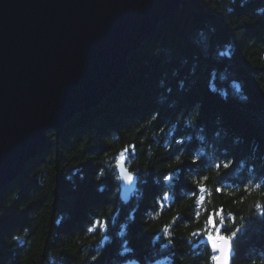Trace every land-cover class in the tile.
<instances>
[{
	"label": "trees",
	"instance_id": "trees-1",
	"mask_svg": "<svg viewBox=\"0 0 264 264\" xmlns=\"http://www.w3.org/2000/svg\"><path fill=\"white\" fill-rule=\"evenodd\" d=\"M128 65L1 191L0 264H213L220 210L233 264H264V0H184Z\"/></svg>",
	"mask_w": 264,
	"mask_h": 264
},
{
	"label": "water",
	"instance_id": "water-1",
	"mask_svg": "<svg viewBox=\"0 0 264 264\" xmlns=\"http://www.w3.org/2000/svg\"><path fill=\"white\" fill-rule=\"evenodd\" d=\"M184 0H0V193L76 115L99 107L129 74V57ZM127 204L138 179L117 165ZM132 175L131 182L123 177ZM214 264H233L219 250Z\"/></svg>",
	"mask_w": 264,
	"mask_h": 264
},
{
	"label": "snow or ice",
	"instance_id": "snow-or-ice-1",
	"mask_svg": "<svg viewBox=\"0 0 264 264\" xmlns=\"http://www.w3.org/2000/svg\"><path fill=\"white\" fill-rule=\"evenodd\" d=\"M193 163H196V161H193ZM123 178L128 182H131L133 179L132 175H127V174H125ZM167 178L171 179V177H167ZM197 190L199 193L206 192V188L204 186H200ZM217 191H222V189H219ZM204 200H205V196L203 197L202 202H204ZM217 217L220 218L219 224L217 223ZM225 222L226 221L224 218L223 210H220L219 212H215L212 215H210L207 219V224L212 231L208 233L207 239L209 240L212 248L219 250L222 254V257L228 261V257L230 255V237L222 234L223 225Z\"/></svg>",
	"mask_w": 264,
	"mask_h": 264
},
{
	"label": "bare ground",
	"instance_id": "bare-ground-1",
	"mask_svg": "<svg viewBox=\"0 0 264 264\" xmlns=\"http://www.w3.org/2000/svg\"><path fill=\"white\" fill-rule=\"evenodd\" d=\"M36 158H37V157H36ZM121 161H122V160H121ZM123 161H125V160H123ZM119 162H120V161H119ZM119 162H118V163H119ZM118 163H117V165H118ZM125 164H126V162H125ZM126 167L128 168L127 164H126ZM128 169H129V168H128ZM116 170H117V169H116ZM134 176H136V175H134ZM136 177H137V176H136ZM137 179H138V177H137ZM14 181H15V180H14ZM120 183H121V182H120V180H119V188H120ZM138 183H139V179H138V182H137V186H138ZM9 185H10V184H9ZM136 190H137V189H136ZM135 192H136V191H135ZM135 192H134L133 195H132L131 201H132V199H133V196H134ZM120 199H121V198H120ZM121 201H122L125 205H127V204H129V203L131 202V201H130L129 203L126 204L122 199H121Z\"/></svg>",
	"mask_w": 264,
	"mask_h": 264
}]
</instances>
